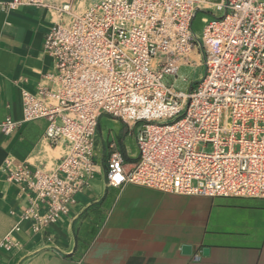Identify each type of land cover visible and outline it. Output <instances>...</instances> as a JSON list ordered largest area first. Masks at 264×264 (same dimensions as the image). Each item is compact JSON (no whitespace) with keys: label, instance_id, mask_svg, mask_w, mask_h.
<instances>
[{"label":"built area","instance_id":"1","mask_svg":"<svg viewBox=\"0 0 264 264\" xmlns=\"http://www.w3.org/2000/svg\"><path fill=\"white\" fill-rule=\"evenodd\" d=\"M73 0L45 36L55 71L23 91V120L45 119L46 141L67 153L46 172L8 159L1 170L27 201L13 231L43 234L70 215L94 179L103 116L120 119L136 143L126 163L113 152L106 182L175 195L264 199V0H100L76 14ZM46 0H11L20 6ZM201 16L202 30L194 22ZM203 68L198 77L182 69ZM12 232L1 246L10 248Z\"/></svg>","mask_w":264,"mask_h":264},{"label":"crops","instance_id":"2","mask_svg":"<svg viewBox=\"0 0 264 264\" xmlns=\"http://www.w3.org/2000/svg\"><path fill=\"white\" fill-rule=\"evenodd\" d=\"M0 0V124L23 120V91L48 85L55 62L44 52L45 36L60 18L62 0L5 12ZM100 0H73L81 14ZM184 69V68H183ZM182 69V71H183ZM48 122L22 123L9 136L0 128V264H264V199L175 195L135 184L106 182L113 152L132 162L134 138L117 118L103 116L97 130V172L76 196L71 213L43 234L31 222L13 231L27 201L1 170L6 160L52 172L67 153L45 139ZM12 232V243L1 246ZM190 245L185 255L182 247ZM207 249V255L204 250Z\"/></svg>","mask_w":264,"mask_h":264},{"label":"rangeland","instance_id":"3","mask_svg":"<svg viewBox=\"0 0 264 264\" xmlns=\"http://www.w3.org/2000/svg\"><path fill=\"white\" fill-rule=\"evenodd\" d=\"M201 14L198 15V17L196 18L195 22H194V30L197 33H200L202 30V24H201ZM183 76L188 77V78H196L199 75H202L204 73V69L203 68H196L193 66H189L187 68H184L183 71Z\"/></svg>","mask_w":264,"mask_h":264},{"label":"water","instance_id":"4","mask_svg":"<svg viewBox=\"0 0 264 264\" xmlns=\"http://www.w3.org/2000/svg\"><path fill=\"white\" fill-rule=\"evenodd\" d=\"M182 253L185 255H190L192 253V247L190 245H184L182 247ZM204 254L207 255V249L204 250Z\"/></svg>","mask_w":264,"mask_h":264}]
</instances>
